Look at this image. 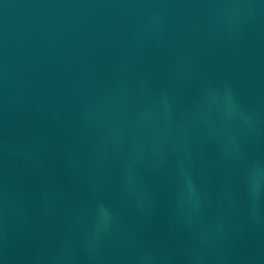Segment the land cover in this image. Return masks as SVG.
<instances>
[{"label":"water","instance_id":"water-1","mask_svg":"<svg viewBox=\"0 0 264 264\" xmlns=\"http://www.w3.org/2000/svg\"><path fill=\"white\" fill-rule=\"evenodd\" d=\"M0 264H264V0H0Z\"/></svg>","mask_w":264,"mask_h":264}]
</instances>
